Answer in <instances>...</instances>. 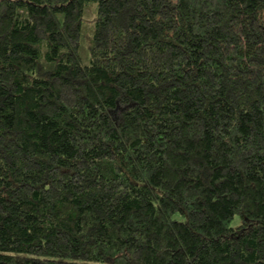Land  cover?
I'll list each match as a JSON object with an SVG mask.
<instances>
[{
	"label": "trees",
	"instance_id": "16d2710c",
	"mask_svg": "<svg viewBox=\"0 0 264 264\" xmlns=\"http://www.w3.org/2000/svg\"><path fill=\"white\" fill-rule=\"evenodd\" d=\"M0 264H264V0H0Z\"/></svg>",
	"mask_w": 264,
	"mask_h": 264
},
{
	"label": "rangeland",
	"instance_id": "374dc122",
	"mask_svg": "<svg viewBox=\"0 0 264 264\" xmlns=\"http://www.w3.org/2000/svg\"><path fill=\"white\" fill-rule=\"evenodd\" d=\"M95 16H96V2H92L87 6L86 14H85V22L87 26H94V21H95ZM89 34V32H87ZM237 218L234 221V224L237 222Z\"/></svg>",
	"mask_w": 264,
	"mask_h": 264
}]
</instances>
